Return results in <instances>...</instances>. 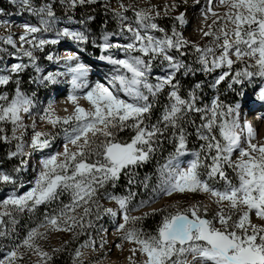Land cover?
Returning a JSON list of instances; mask_svg holds the SVG:
<instances>
[{"label": "snow or ice", "instance_id": "1", "mask_svg": "<svg viewBox=\"0 0 264 264\" xmlns=\"http://www.w3.org/2000/svg\"><path fill=\"white\" fill-rule=\"evenodd\" d=\"M62 2L75 7L76 4H90L95 0ZM20 3L27 11L40 17V27L29 24L23 26L20 41L41 49L46 44H57L58 39L37 40L34 35L50 30L49 24L55 19L53 6L44 4L33 7L31 0H20ZM220 4L226 6L227 10L222 14L213 12L216 17L213 24L218 20L225 23L219 26L218 32H213L211 25L208 31L203 32L204 36L213 37L212 44L204 47L192 45L199 53V62L205 71L225 66L228 68L216 79L217 85L229 76L235 63H244L245 66L232 75L229 88L233 84L242 85L252 77L264 78V0H220ZM121 8L125 9V6L121 5ZM135 14L145 30L158 28L156 23L151 22L152 17L147 12L137 11ZM117 15L122 16V13ZM175 20L183 25L184 13L176 16ZM128 30L134 37L130 43H109L110 34H105L102 37L103 43L97 45L102 53L112 48L123 52L122 58L100 56L101 60L114 66L113 74L106 84L97 82L83 97H79L76 92L86 87L85 77L90 69L79 62L68 67L72 91L67 100L73 105V110L68 115L59 116L49 107L40 117L53 128H61L65 140L63 151L39 161V171L27 192H13L0 201V209H3L0 211V226L5 224V217L15 224V213L33 212L39 205L58 199L62 192H70L71 203L64 205L57 215H46L45 220L52 228L73 232L75 238L84 230L85 223L89 227L93 226V221L85 218L93 214V206L97 209L101 207L97 200L100 189L108 183L115 186L123 173L128 175L130 186L139 183L146 192L151 187L147 198L139 200L135 207L131 205L137 193L131 190L125 196L107 194L108 199L116 202L122 215V222L116 226V234L122 241L135 245L130 249L132 256L128 257L131 264H264V225L252 223L250 217V213L254 212L256 217L264 220V143H253L257 133L247 120L241 125V102L225 105L216 98L211 108L196 107L195 91L189 92L185 99L179 94V82H173L175 72L186 66L169 54L170 50L175 49L184 55L181 49L190 42L175 27L171 35L165 33L162 38L153 37L147 31L141 34L139 29ZM159 31L164 32V29ZM57 35L75 42L88 40L81 31L63 29ZM29 36L31 39H27ZM220 40H223L222 44ZM6 42L14 44L11 36ZM217 49L220 50L219 55H216ZM23 55L34 63L35 57L31 50H24ZM233 55L235 60L231 58ZM158 57L162 58V63L166 61L167 67L173 71L168 76L157 77V83L153 84L149 81V73L152 61ZM245 58L254 63H246ZM48 59L53 57L49 56ZM64 59L71 62L78 61L79 57L68 54ZM25 67L27 65L22 63L13 64L11 72L19 73ZM253 68L255 71L250 70ZM59 75L62 74L50 73L45 79L55 83ZM10 78L8 75H0V85L8 84ZM166 86L172 89L168 93L169 103L164 106L156 123H150L156 98ZM195 87L199 88L200 85ZM237 95L244 97L243 88ZM81 98L88 101L89 108L80 105ZM256 99L264 102V87L259 89ZM0 101L6 102L0 104V122H11L14 126L11 138L19 139L15 136V129L22 127L21 114L30 111L32 99L17 88L11 100L3 95ZM191 112L203 113V122L197 127L196 135L204 143L198 151L191 153L194 158L188 161L187 167H183L180 158L189 153L188 133L184 123L191 122L186 121ZM126 129H131L134 135L130 140H121L118 134ZM169 130L171 136L167 139L174 143L175 148L165 163L158 166L157 183L151 186V176L147 174L138 181L135 173L126 170L147 163ZM0 132H3L2 128ZM244 133L247 135V147L241 146ZM0 139L7 141L10 138L2 136ZM54 139L50 132L35 131L28 146L33 151L44 150L51 147ZM23 148L22 143L17 144L16 151L10 152L9 157L24 155ZM235 151H239V156L233 160ZM226 168L233 170L237 182L229 178ZM20 170L19 167L15 169L16 172ZM221 181L223 186L218 187ZM0 182L14 183V180L11 175L0 172ZM176 193L207 194L216 205L215 214L209 219V208L199 201L184 208L177 202L153 208L142 215L130 214L155 203L161 197H170ZM77 209L82 211L77 213ZM104 213L117 216V211L112 208H105ZM158 213H162V216L155 232L137 226L142 225L147 217ZM99 218L97 212L96 219ZM61 224L64 225L62 228ZM7 234V229L0 230V237ZM42 235L36 229L30 230L22 243L8 252L4 260H0V264H5V261L15 264L20 247L34 249L42 259L50 260L49 254L42 252L35 244V240ZM104 242L102 238L101 247ZM92 243V240L86 241L82 247ZM122 246L118 244L117 248ZM137 252L144 257L139 262L133 259ZM75 255L80 257V251L77 250Z\"/></svg>", "mask_w": 264, "mask_h": 264}, {"label": "rangeland", "instance_id": "2", "mask_svg": "<svg viewBox=\"0 0 264 264\" xmlns=\"http://www.w3.org/2000/svg\"><path fill=\"white\" fill-rule=\"evenodd\" d=\"M0 3L6 5L5 9L0 7V75H8L11 77L13 74L11 72L13 64L22 63L27 65V67L22 70L25 77H27L26 82L20 81L19 79L14 80V78L11 77L8 84L0 85V96L6 95L8 100H11L15 96L17 88H19L21 92L32 99L30 111L28 113L21 114L22 127L15 129V136L19 139L11 138L14 132V126L11 122H0V128L3 129V132H0V137L7 136L10 138L7 141L3 139L0 140L7 144L8 149L13 148V150H10L8 154L16 151V145L22 143L24 145V155H17L15 157L18 161L25 162L19 167L21 169L19 172L15 171L16 168H0V172L11 175L14 180V183L0 182V201H3L13 192H16L17 194L27 192L29 188L32 187V182L39 171V161L44 157L63 151L65 140L61 128H53L46 121L41 120L40 117L45 113V109H48L49 107L54 109L55 115L59 116L68 115L73 110V105L67 100L68 95L72 91V85L70 83L71 75L67 74L68 67L74 66L77 62L87 64L90 67V71L85 77L86 87L76 92L77 96L83 97L84 93L97 82L106 84L107 79L113 74L114 66L107 61V64L105 65L99 64L96 60H105H101L100 56L88 53L85 49L86 42H75L67 37H58L57 34L63 29L81 31L89 37L88 35L90 32L87 30L86 24L75 21L71 18H60L55 15V19L49 24V31H41L34 34L37 40L58 39L57 44H46L41 49L34 48L33 45L29 43L21 42L19 37L24 32L23 26L25 24H29L40 27V17L27 11L26 7L20 3V0H0ZM31 3L33 7L43 6H37L33 1ZM102 3L111 9L114 13V18H117V21L119 22V29L117 32L107 33L110 34L109 43L124 45L132 42L134 37L133 33L128 30L129 28L139 29L141 34L147 31V33L153 37L162 38L165 33L171 35L173 27H175L176 31L180 32L182 36L190 42L183 49H181L184 55H180V53L177 54L175 49L170 50L169 54L182 61V63L186 66L180 69L184 72L182 77H184L187 73H189L190 76L193 75L192 73H195V75L199 74V76L202 77L203 82L197 80L193 86L190 87H185L187 83L178 79L176 75L178 74V71L175 72L173 80L174 83L177 81L179 82V94L181 97L187 99L189 92L195 91L197 97L195 100L196 107L204 109L207 106V108H211L212 101L217 98L216 95H222L223 89L230 92H240L243 88L245 95L244 97L239 96L242 101L249 99L248 96L251 98L255 97L256 90L253 89L252 86L253 79H258L257 86L259 87L260 81L263 78L252 77L250 80H245L242 85L233 84V87L229 88L228 85L231 83L232 75H234L237 70L242 69L245 66L244 63L237 62L231 69L229 74L230 79H228L225 88H222L219 84H215V81L223 72L228 71V68L225 66L222 68H216L212 71H205L204 66L199 62V53H197L192 47L193 44H197L200 47L212 44L213 37L204 36L203 32L209 30V25L212 26L213 32H218L219 26L222 23H225L224 21L218 20L216 24H213V20H215L216 17L213 16L212 13L216 12L217 14H222L227 10L226 6L220 4V0H211V3L209 0H102ZM59 4H65V2L59 0ZM121 5H124L126 10L122 9ZM173 5H175V7H173ZM210 8L211 11H209ZM137 11L147 12L152 17L151 22L156 23L158 28L145 30L136 18L135 13ZM117 13H122V16L117 15ZM157 13H159V15H157ZM180 13H184L185 15V23L183 25L180 24L179 21L175 20V17ZM158 18L163 19L162 22L165 25H171L172 27L169 28V30L162 28L157 22ZM145 22L147 23L148 21ZM228 27L233 26L228 25ZM159 29H164V32L159 31ZM9 36L12 37L14 44H8L6 42ZM231 38L232 37H229V39ZM27 39H31V36ZM100 40L101 43H103L102 38ZM219 43L222 44L223 40H220ZM24 50H31L33 52L35 57L34 63L30 60V58L23 55ZM64 51L65 53H63ZM106 52V55H112L117 58L123 57L122 50L117 48L109 49ZM68 54L77 55L79 57L78 61H66L64 57ZM134 54L139 55V53ZM219 54L220 50L217 49L216 55ZM49 56H52L53 59H48ZM90 56L94 59L90 58ZM193 57L195 59L194 61H192ZM231 58L233 60L236 59L234 55ZM209 60H211V57H209ZM161 61V57L152 61L149 81L153 84L157 83V77L172 74L173 70L167 67V62L165 61L162 63ZM245 62L254 63V61L248 60L247 58H245ZM234 66H239V68H235ZM32 69L34 70L35 76H31L29 73ZM37 69H39V71H37ZM250 70L255 71L254 68ZM50 73H61L62 75L56 76V82L53 83L45 79V77H47ZM197 84L200 85L199 88L195 87ZM12 86L13 91L9 96L8 90L11 89ZM205 86H207V91L204 88ZM171 90L172 89L169 86L168 93ZM222 102L225 105H228L227 101ZM2 103L6 102L0 101V104ZM79 103L84 108L90 107L88 101L82 98L79 100ZM247 103H250V101ZM166 104H164V106ZM65 109H67V111H65ZM242 111H244L243 105L240 109L239 116L241 125H243L244 120H247L252 125L255 115H242ZM202 115L203 113H201V116ZM200 121L201 123L203 122L201 117ZM199 125H197V127ZM255 125H257V135L255 140H253V143H264V134L262 133L264 123H261V125H258L257 123ZM35 131L52 133L55 139L53 140L51 147L44 150L33 151L28 145L31 143V138ZM216 134L218 136V131ZM118 135L121 140H130L132 135H134V132L131 129H126ZM241 146L247 147L246 133L242 134ZM69 147L71 148L72 146L69 145ZM238 156L239 151H235L232 159L235 160ZM7 157H9V155H7ZM192 159L193 158H189L187 163ZM187 163H185L183 167H187ZM126 171L135 173L131 168ZM226 171L231 172L232 175L230 179L234 183L237 182L233 170L231 168H226ZM123 175L128 177L126 174ZM136 179L139 181L137 174ZM156 183L157 169L156 174L151 176L150 185L154 186ZM110 184L111 183L106 184L105 187L100 189L98 193L97 200L101 207L97 209L93 206V214L85 218V220L91 219L93 221V226L89 227L85 223L84 230L80 232L79 235L75 236V238L73 237V232L59 231L52 228L45 220L46 215H57L59 210L64 205L71 203L70 192H62L58 199L39 205L42 207L41 209L38 206L39 209L36 208L33 212L27 211V214L24 217H21L19 213H15V224H12L11 220L8 217H5V224L0 226V230L7 229L8 234L0 237V260H4L8 252H10L17 245H20L30 230L36 229L39 233H43V235L35 240V244L39 246L42 252H47L49 256H51L52 252L57 250L66 241L70 243L69 248L72 247L74 250L70 257L69 264H131L128 257L132 256L130 249H132L135 245L127 241H122L116 234V226L122 222V215L119 212L116 202L108 199L107 194L125 196L128 195L129 190H131L132 192L137 193V195L133 198L131 205V207H135L139 200L147 198L151 192V187L146 192L143 186L137 183L135 185H131L132 188H127L124 193H113L107 189ZM217 186L222 187L223 182L221 181ZM197 201L209 208L208 218L211 219L215 214L216 205L212 203L207 194L202 193H176L170 197H161L155 203H152L144 208H140L137 211H133L130 214L142 215L144 212H149L153 208L158 209L177 202L181 208H184ZM105 208H112L116 210L117 216L113 217L105 214ZM171 210L172 209H170V211ZM0 211H3V209H0ZM81 211V209L76 210L77 213H80ZM97 212L100 216L99 219H96ZM160 214L162 216V213ZM250 217L252 223L264 225V220L256 217L254 212L250 213ZM20 221L22 223L18 225ZM63 226V224L60 225L61 228ZM137 226L140 227L142 225ZM143 228L148 232H154V229H150L148 227ZM76 231L80 230L76 229ZM102 238L105 241L103 247H101ZM79 240L82 241L79 242ZM89 240H92L93 243L90 246L82 247V245ZM118 244H122V248H117ZM77 250L81 253L78 258L75 255ZM133 259L139 262L143 260L144 257L137 252ZM45 262L46 260L42 259L34 249L20 247L15 264H44ZM5 264H8V262L5 261Z\"/></svg>", "mask_w": 264, "mask_h": 264}, {"label": "trees", "instance_id": "3", "mask_svg": "<svg viewBox=\"0 0 264 264\" xmlns=\"http://www.w3.org/2000/svg\"><path fill=\"white\" fill-rule=\"evenodd\" d=\"M34 2L37 6L44 5V4H51L53 6L52 10L54 12V15L60 17V18H71L75 21L85 23L87 30L90 32L88 35V40L85 44V49L88 53L96 56L106 55L107 52H101V49L97 46L101 44V38L107 34V33H115L119 29V22L117 21V18H114V13L111 11L109 7H106L104 3H102V0H96L94 3L90 4H76L75 7L69 6L67 2L65 4H59V0H31V2ZM0 7L6 8L5 4L0 3ZM163 19L158 18L157 22L166 30H169L171 28V25H165L162 22ZM95 42V43H94ZM179 52H177L178 54ZM194 57L193 60L194 61ZM30 75L35 76L34 70H30ZM184 72L182 70L178 71L177 77L178 79L182 80L184 83H187L185 87L193 86V84L199 80L203 82L202 77L198 75H195V73H192L193 75L190 76L189 73L185 74L184 77H182ZM11 77L15 79H19L20 81L26 82L27 77H25L24 72L19 73H13ZM227 82H223L220 84L222 88H225ZM14 86V85H13ZM13 86L11 89L8 90V95L10 96L13 91ZM207 91V86L204 87ZM169 91V86H166L165 89L157 96L156 98V104L155 107L152 110V116L150 119V123H156L158 118L160 117L163 109L164 104L168 103L167 93ZM224 91V92H223ZM222 95H216L217 98H219L220 101H227L228 104L232 105L234 102L239 98L237 95L238 92H230L228 90L223 89ZM207 99V98H205ZM201 113L197 112H191L186 117V121L191 122H185L184 127L188 133V144L187 147L189 150H199L201 144L204 143V141L198 139L195 130L197 128V125L201 123L200 121ZM171 136V130H169L168 133H166L165 137L162 138V143L160 144L158 150L153 154L152 158L145 164L139 167L131 168L133 172H135L138 176L139 180H142L144 176L150 175L154 176L156 174V169L159 165H162L167 157L169 156V153L174 151L175 145L174 143L169 142L167 137ZM10 150H13V148L7 147V144L2 142L0 140V168L4 169H12L17 168L22 165L21 161H18L16 157H7L8 152ZM203 158V154H202ZM229 178H231L232 173L227 172ZM127 188H132L128 184V177L121 174L120 179L116 182L115 186L110 184V186L107 188L110 192L113 193H124ZM41 209L42 207L39 206ZM37 207V209H39ZM27 214V211L23 213H19L21 217H24ZM161 220V214L158 213L153 216L147 217L142 227H148L150 229H154L155 232L156 227L158 223ZM20 221L18 223L21 224ZM82 240H79V242ZM77 242V243H79ZM70 243L66 241L63 243L57 250H54L51 254V259L47 260L44 264H69L70 257L73 253L74 248H69Z\"/></svg>", "mask_w": 264, "mask_h": 264}, {"label": "bare ground", "instance_id": "4", "mask_svg": "<svg viewBox=\"0 0 264 264\" xmlns=\"http://www.w3.org/2000/svg\"><path fill=\"white\" fill-rule=\"evenodd\" d=\"M66 51H67V50H66ZM63 53H65V51H64ZM69 53H70V52H69ZM99 64H100V63H99ZM103 64L105 65V64H107V63H103ZM85 65H87V64H85ZM87 66H88V65H87ZM88 67H89V66H88ZM89 69H90V67H89ZM263 87H264V85H263ZM258 91H259V90H258ZM256 95H257V92H256ZM256 95H255L254 98H251L250 96H248L249 99H247L246 102H249V101H250V103H248V104L251 105V106H254V105H256V104H259V103H257L258 99H256ZM255 100H256V102H255ZM251 118H252V117H251ZM251 120H252V119H251ZM257 123H258V125H261V123H264V116H261V118H259V119H255V120L253 121L252 127L254 128L255 131L257 130V125H255V124H257ZM262 133L264 134V125H263V128H262ZM189 158H194L193 155H192L191 153H188L186 156L180 158V159H181V162H182V166H184V164L187 163V160H188ZM187 164H188V163H187Z\"/></svg>", "mask_w": 264, "mask_h": 264}]
</instances>
